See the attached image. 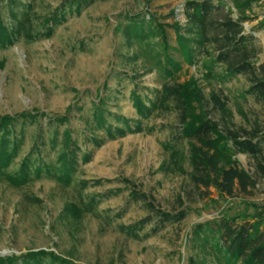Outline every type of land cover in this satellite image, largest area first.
Segmentation results:
<instances>
[{
  "label": "rangeland",
  "instance_id": "374dc122",
  "mask_svg": "<svg viewBox=\"0 0 264 264\" xmlns=\"http://www.w3.org/2000/svg\"><path fill=\"white\" fill-rule=\"evenodd\" d=\"M186 1L0 0V19L15 32L0 41V119L16 118L10 139L19 145L0 171V264H188L191 256L220 264L194 242L195 227L264 212V174L253 158L236 155L254 186L229 197L192 183L188 142L178 143L193 121L263 129L264 106L246 96L248 78H231L204 57L189 64L173 50L182 68L167 75L159 36L130 40L123 33L134 19L152 16L185 26ZM224 1L216 16L232 11L237 19ZM247 16L260 66L264 0ZM165 31L176 48L174 31ZM165 84L184 89L185 116L173 104L153 107ZM24 162L27 183H10L7 174L19 176ZM131 184L162 211L185 210V219L160 227L130 199Z\"/></svg>",
  "mask_w": 264,
  "mask_h": 264
},
{
  "label": "trees",
  "instance_id": "16d2710c",
  "mask_svg": "<svg viewBox=\"0 0 264 264\" xmlns=\"http://www.w3.org/2000/svg\"><path fill=\"white\" fill-rule=\"evenodd\" d=\"M218 1V4L213 0L186 1L185 26L179 23L172 26L161 25L150 16L149 20L134 19L123 33L130 40L144 39L149 35L159 36L163 44V64L167 75H172L182 68L181 63L170 54L173 50L189 64L198 61V56L204 57L214 64L223 66L231 78L239 75L247 77L250 87L245 92L246 96L254 98L264 106V64L256 66L254 63L259 54L255 44L256 38L252 34H246L244 28V24L249 21L247 12L252 10L253 4L262 0H231L238 14L237 19L231 16L232 11L218 18L216 15L225 2ZM166 28L174 31L176 48L169 45ZM14 33L7 30L0 19V41L9 43ZM183 93L184 89L179 85L165 84L157 91V105L153 104V107L173 104L182 112V116H185L187 108ZM137 103H140V100H137ZM138 108L142 114L148 110L142 102ZM99 117H102L101 111L97 110L95 118ZM184 120L187 118L184 117ZM15 122L16 118L0 119V171H5L19 152L18 143L10 139L11 128ZM100 127H106V123L100 124ZM178 137V143L188 142L190 179L197 187L205 189L214 187L229 197L237 190L247 192L248 188L254 186V181L239 166L235 158L237 154L253 158L259 171L264 174V128L247 131L228 126L221 128L211 120L193 121L186 123ZM174 147L172 144L169 146L170 149ZM27 170L28 164L24 162L19 176L7 174L6 178L12 184L27 183ZM128 189L130 199L136 203H143L155 216L160 227L168 223H180L185 219V210L176 213L162 211L153 197L138 190L135 185L129 186ZM149 221L150 218H147L140 223V229ZM193 239L202 252L208 250L213 252L220 264H264V212L258 216L245 214L234 218L223 217L197 225ZM188 264L204 263L191 256Z\"/></svg>",
  "mask_w": 264,
  "mask_h": 264
}]
</instances>
